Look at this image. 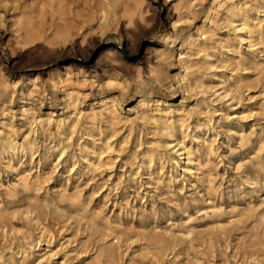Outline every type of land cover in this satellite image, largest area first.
Instances as JSON below:
<instances>
[{
	"label": "rangeland",
	"instance_id": "374dc122",
	"mask_svg": "<svg viewBox=\"0 0 264 264\" xmlns=\"http://www.w3.org/2000/svg\"><path fill=\"white\" fill-rule=\"evenodd\" d=\"M0 264H264V0H0Z\"/></svg>",
	"mask_w": 264,
	"mask_h": 264
},
{
	"label": "bare ground",
	"instance_id": "6f19581e",
	"mask_svg": "<svg viewBox=\"0 0 264 264\" xmlns=\"http://www.w3.org/2000/svg\"><path fill=\"white\" fill-rule=\"evenodd\" d=\"M244 21V20H243ZM239 30L241 31H244V32H247V35L245 38L243 39H247L248 42L250 43V46L251 47H255L256 46V43L254 41V37H255V30L253 27H251V25H249L248 23H243L241 24V27L238 28ZM241 38V37H240ZM172 143V142H171ZM179 144V143H178ZM176 147V146H175ZM183 152L186 154L187 158H188V162L192 161V158H191V150L187 149L186 147H184V150ZM97 153V152H96ZM99 153V152H98ZM175 158V157H174ZM188 165V164H187ZM91 168V167H90ZM93 168V167H92ZM43 229V228H42ZM42 232V230H41ZM49 233V232H47ZM28 240V239H27Z\"/></svg>",
	"mask_w": 264,
	"mask_h": 264
}]
</instances>
